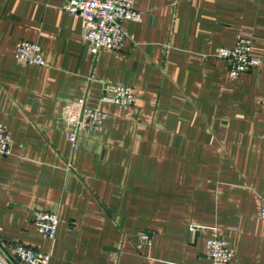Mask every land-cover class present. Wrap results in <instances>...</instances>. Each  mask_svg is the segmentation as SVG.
<instances>
[{"label": "crops", "instance_id": "crops-1", "mask_svg": "<svg viewBox=\"0 0 264 264\" xmlns=\"http://www.w3.org/2000/svg\"><path fill=\"white\" fill-rule=\"evenodd\" d=\"M66 1L0 0V122L14 140L0 157V240L51 264H213L219 235L233 264H264V0H135L123 49L97 55ZM239 35L262 61L233 78L215 51ZM24 39L46 66L17 60ZM102 81L133 87V104L100 105ZM82 97L109 117L74 149L58 120ZM37 210L59 214L54 238Z\"/></svg>", "mask_w": 264, "mask_h": 264}, {"label": "built area", "instance_id": "built-area-1", "mask_svg": "<svg viewBox=\"0 0 264 264\" xmlns=\"http://www.w3.org/2000/svg\"><path fill=\"white\" fill-rule=\"evenodd\" d=\"M135 0H67L64 10L78 14L82 19L83 40L90 52L97 55L102 50L120 52L128 32L124 20L139 21L142 12L135 8ZM254 40L251 36L239 35L234 46H219L215 55L227 62L233 78L251 70L261 63L262 58L255 54ZM19 62L46 66L41 44L36 41L22 40L17 48ZM135 89L124 83L102 81L101 104H114L128 109L134 102ZM89 106L86 98H78L67 103L59 118L66 130L73 148H77L79 134L83 130L99 131L105 128L109 113L101 106ZM264 105V99H263ZM13 137L7 126L0 122V157L12 153ZM261 218L264 220V196L261 198ZM34 223L40 234L54 238L57 233L59 214L48 210L34 212ZM196 226H191V230ZM139 247L149 245L152 234L143 231L139 235ZM206 254L213 264H233V250L227 238L219 235L209 237ZM51 254L38 247L22 242L5 243L0 240V264H51Z\"/></svg>", "mask_w": 264, "mask_h": 264}]
</instances>
